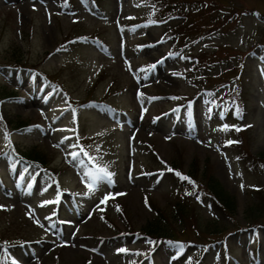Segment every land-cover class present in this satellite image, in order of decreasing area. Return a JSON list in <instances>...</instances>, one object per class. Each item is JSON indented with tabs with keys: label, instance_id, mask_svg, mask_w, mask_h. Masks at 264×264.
Returning <instances> with one entry per match:
<instances>
[{
	"label": "rangeland",
	"instance_id": "1",
	"mask_svg": "<svg viewBox=\"0 0 264 264\" xmlns=\"http://www.w3.org/2000/svg\"><path fill=\"white\" fill-rule=\"evenodd\" d=\"M17 61L0 69V242L17 243L0 264H195L217 238L229 264H264V0H0V64ZM98 166L112 182L90 190ZM158 210L177 241L141 233Z\"/></svg>",
	"mask_w": 264,
	"mask_h": 264
},
{
	"label": "trees",
	"instance_id": "2",
	"mask_svg": "<svg viewBox=\"0 0 264 264\" xmlns=\"http://www.w3.org/2000/svg\"><path fill=\"white\" fill-rule=\"evenodd\" d=\"M13 57H15V55ZM24 67L25 66H23L22 63L18 62V61L13 63V65L0 64V69H4V70H7V69L16 70L17 68L26 69V67L25 68ZM13 90L14 89H6L5 95L9 96L11 94H13V95L16 94V92ZM14 152H15L19 161L26 162L29 165L35 164V165L40 166V167H43V166L46 167V166H49V164H50V160L47 159L46 153H40L39 151H29V152L19 154L16 150ZM3 153L4 152L0 153V156ZM190 173L191 172L188 171L184 175V177L188 178L185 180L188 182H191L193 184V187H192V185H190L191 188L198 189L195 182H197V181L199 182V180L197 178H195L194 175L192 176ZM204 187H205L204 188L205 194L210 199V201L213 202L212 204L215 205L214 207H217L220 210H224V212L227 213L228 215L233 213L234 203L228 197V195L221 189V187L214 180V178L210 177L209 180L207 181V184L204 183ZM174 211H176V212H174V215H173L174 218L181 221L184 217L180 213V211H181L180 207L179 208L177 207L176 210H174ZM249 227H252V226H249ZM245 229L246 228H244V227H240V228L236 229L235 231H243ZM140 231L143 234V236L150 237V238L152 237L155 239L157 238V240H159V242H161V241L172 242V241L178 240V239H174V236H175V235H173L174 229L172 228V225L168 222V220L166 219V217L162 214V212L160 210H158L154 214V216L151 218V220ZM129 232H131V231H129ZM216 232L220 233L221 230H217ZM22 239H24V238H21L18 242H20ZM222 242H223V245H222L221 253H223V256H224L223 262H224V264H229V259H234L235 255L232 252L228 251V248H227L226 244L224 243L225 241L222 238L213 239L211 241H208V245H206V244L203 245L204 246V248H203L204 254L202 255L200 261L197 264H203L205 262V259L208 255L209 251H210V247L214 246V248H216ZM0 243L4 244L3 242H0ZM7 244L12 245L15 243H7ZM255 253H257V248H255ZM235 258L237 259V257H235Z\"/></svg>",
	"mask_w": 264,
	"mask_h": 264
},
{
	"label": "snow or ice",
	"instance_id": "3",
	"mask_svg": "<svg viewBox=\"0 0 264 264\" xmlns=\"http://www.w3.org/2000/svg\"><path fill=\"white\" fill-rule=\"evenodd\" d=\"M225 129H227V126H225ZM236 130L240 131L241 129H236ZM229 143H233V142L229 141ZM70 155L72 156L73 160H78L79 159L77 153H71ZM81 166L83 167V164ZM112 175H114V174L108 172L106 170V168L99 167V166L95 168V171L89 170V171L85 172V177L87 178L88 187H89L90 190H94L97 187L98 183L101 182V181L107 180L111 184ZM183 178L184 179H188L187 177H183ZM241 187H243V186H241ZM107 199H108V197L105 196L104 201H102V203L105 202ZM121 251H125V250L121 249Z\"/></svg>",
	"mask_w": 264,
	"mask_h": 264
}]
</instances>
